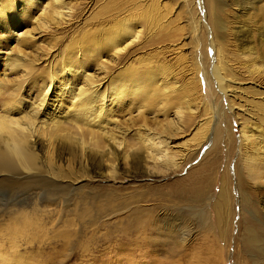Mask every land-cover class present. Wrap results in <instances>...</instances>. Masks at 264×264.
<instances>
[{
    "label": "rangeland",
    "instance_id": "rangeland-1",
    "mask_svg": "<svg viewBox=\"0 0 264 264\" xmlns=\"http://www.w3.org/2000/svg\"><path fill=\"white\" fill-rule=\"evenodd\" d=\"M246 2L0 0V264H264Z\"/></svg>",
    "mask_w": 264,
    "mask_h": 264
},
{
    "label": "bare ground",
    "instance_id": "bare-ground-1",
    "mask_svg": "<svg viewBox=\"0 0 264 264\" xmlns=\"http://www.w3.org/2000/svg\"><path fill=\"white\" fill-rule=\"evenodd\" d=\"M249 4V9H252L253 11H256L259 15V20L260 22H262V33L258 32L257 34L260 35V34H263L264 35V5L258 9L256 5H254L253 3V0H246ZM256 1V0H254ZM207 3L210 5V0H207ZM245 3V2H244ZM248 6V5H247ZM216 5L215 6H211L210 9L213 11V14H212V17H211V20H212V23L213 25L220 27L221 26V23H220V20H218L219 18H217V9H216ZM219 7V6H218ZM244 7V5H243ZM243 9V8H241ZM256 14V13H255ZM223 26V25H222ZM247 57L249 56V58L251 59L252 57L256 58L257 56H254L253 52L252 53H246L244 54V57ZM212 74L214 75L213 77L216 78V82H218V85L220 86V82L222 81V76L220 74V71H219V68H218V65H215L213 66L212 68ZM215 80V79H214ZM245 240L243 241V249L247 252H254V255L253 257L255 258H258V259H264V227H258L257 229H249L246 233V236H245Z\"/></svg>",
    "mask_w": 264,
    "mask_h": 264
}]
</instances>
